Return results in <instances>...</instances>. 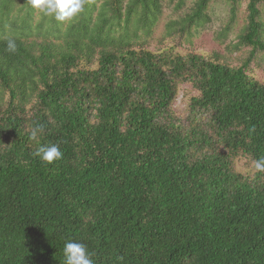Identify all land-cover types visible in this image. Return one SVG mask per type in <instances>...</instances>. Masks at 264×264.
Here are the masks:
<instances>
[{
  "label": "trees",
  "instance_id": "obj_1",
  "mask_svg": "<svg viewBox=\"0 0 264 264\" xmlns=\"http://www.w3.org/2000/svg\"><path fill=\"white\" fill-rule=\"evenodd\" d=\"M213 1L190 0L163 38L189 43ZM220 1L224 40L241 0ZM243 1L231 65L150 50L161 0H83L65 21L0 0V264H64L69 240L94 264H264V172L233 168L264 156V0ZM44 144L62 158L42 162Z\"/></svg>",
  "mask_w": 264,
  "mask_h": 264
},
{
  "label": "rangeland",
  "instance_id": "obj_2",
  "mask_svg": "<svg viewBox=\"0 0 264 264\" xmlns=\"http://www.w3.org/2000/svg\"><path fill=\"white\" fill-rule=\"evenodd\" d=\"M161 14L153 29L152 35L148 40V48L153 51H158L163 48H172L174 52L185 53L186 51H194L202 55H212L218 53L229 64L235 65L238 61L244 58L247 54L245 49L233 51L230 45L235 41L240 27L243 25L244 16V1L241 0L238 7L237 18L232 29L223 40L219 33L225 25L228 17V5L220 0H215L208 7L210 22L203 28L194 31L189 43L176 42L175 40H165L162 36L164 24L173 19L182 16L190 6L188 0L184 7L177 9L176 0H161ZM36 13V17H37ZM250 74L259 81H264V58L261 54L255 56L253 63L250 65ZM194 94V91L189 85L183 84L179 86V90L175 100L172 103V109L178 113H185L187 99ZM234 171L242 175L252 176L256 171L252 167V161L244 156H237L233 162Z\"/></svg>",
  "mask_w": 264,
  "mask_h": 264
},
{
  "label": "clouds",
  "instance_id": "obj_3",
  "mask_svg": "<svg viewBox=\"0 0 264 264\" xmlns=\"http://www.w3.org/2000/svg\"><path fill=\"white\" fill-rule=\"evenodd\" d=\"M30 5L43 12L45 15L54 16L59 21L70 20L75 17L83 6V0H28ZM6 50L15 53L17 44L11 36L6 37ZM43 130L33 128L30 138L36 140ZM62 151L57 144H44L37 148L36 156L42 162L51 164L62 158ZM252 167L259 172H264V156L255 159ZM64 264H94L92 254L87 247L76 241H66L63 247Z\"/></svg>",
  "mask_w": 264,
  "mask_h": 264
}]
</instances>
